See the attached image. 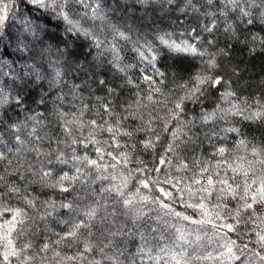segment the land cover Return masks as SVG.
Listing matches in <instances>:
<instances>
[{"label":"clouds","instance_id":"1","mask_svg":"<svg viewBox=\"0 0 264 264\" xmlns=\"http://www.w3.org/2000/svg\"><path fill=\"white\" fill-rule=\"evenodd\" d=\"M262 185L264 0H0V264H264Z\"/></svg>","mask_w":264,"mask_h":264},{"label":"snow or ice","instance_id":"2","mask_svg":"<svg viewBox=\"0 0 264 264\" xmlns=\"http://www.w3.org/2000/svg\"><path fill=\"white\" fill-rule=\"evenodd\" d=\"M261 192L264 193V185H262V187H261ZM229 227H231V226L229 225Z\"/></svg>","mask_w":264,"mask_h":264}]
</instances>
